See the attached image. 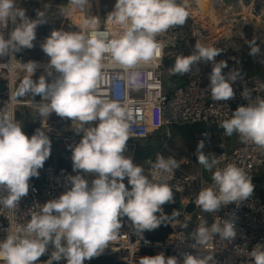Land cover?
I'll list each match as a JSON object with an SVG mask.
<instances>
[{
  "label": "clouds",
  "instance_id": "clouds-1",
  "mask_svg": "<svg viewBox=\"0 0 264 264\" xmlns=\"http://www.w3.org/2000/svg\"><path fill=\"white\" fill-rule=\"evenodd\" d=\"M90 6L91 0H68L67 6L61 8L63 15L68 8L82 16L74 20L75 30L53 29L41 42L49 60L46 71L34 78L37 61L22 62L15 52L33 47L36 27L44 22V12L37 11L36 18H31L24 8L16 6V0H0V56H10L8 62H0L8 69L6 77L10 81L9 100L0 107V187L7 190V194L0 195V210L11 213L0 211L9 221L6 236L0 238V264H37L45 254L47 259L41 264H53L62 258L66 264H84L115 239L122 228L121 217L125 216L141 235L162 222L177 224L179 212L173 209L166 213L162 206L173 199L169 180L185 161L160 153L146 173L141 164L125 155L126 141L132 136V113L126 101L103 95L99 86L104 61H108L122 70L128 87L138 88L140 69L157 66L162 49L157 36L185 22L190 16L189 0H115L103 28L97 15L86 14L85 8ZM10 20L15 27L5 38L2 29ZM248 43L250 54L259 52L255 39ZM194 48L191 54L176 56L173 73L188 72L193 62L212 61L221 51L198 39ZM224 67L226 61L220 60L209 73L208 87L214 100L234 95L232 81L239 70L225 74ZM53 72L54 78L48 79ZM35 95L41 96L39 103L33 102ZM242 95L249 98L251 90L245 88ZM25 96L30 97L28 103L35 114L44 118L43 127L30 136L15 115V102ZM51 112L70 118L74 131L82 132L80 140L68 146L75 174L67 177L70 187L39 203L38 211L20 222L15 215L18 202L29 190V178L39 175L51 152L45 124ZM93 120L98 123L85 127ZM219 126L226 135L235 132L243 142L264 149V96L251 97L247 104L238 105ZM203 148L201 140L196 147L197 162L211 171V183L195 197L201 212H216L222 204L245 200L252 193L253 184L244 170L233 162L217 166L222 154L206 153ZM86 173L93 174L90 180ZM216 234L222 239H233L235 221L216 216L208 224L206 219H200L191 234L192 247H199L204 254L185 252L183 259L178 260L175 255L158 252L139 256L136 264H216L214 253L207 246ZM243 251L252 258V264H264V244L257 243L251 250Z\"/></svg>",
  "mask_w": 264,
  "mask_h": 264
},
{
  "label": "built area",
  "instance_id": "built-area-1",
  "mask_svg": "<svg viewBox=\"0 0 264 264\" xmlns=\"http://www.w3.org/2000/svg\"><path fill=\"white\" fill-rule=\"evenodd\" d=\"M39 1L37 11L42 10L44 16L50 8H56L60 5H42ZM24 2L28 0H16V6L22 7ZM225 3V0H223ZM247 7L256 15H264V0H247ZM261 4L260 13L255 11V5ZM30 4V2H29ZM231 7V6H230ZM88 11L96 12L100 18L101 28L108 23L106 17L100 16V8L96 7V0H91V6L87 7ZM105 12V11H104ZM190 16L186 18L182 25H175L166 32L159 34L157 39L162 44L159 58L156 61V67L141 68L142 73L140 86L136 89L128 87L123 78L122 70L119 67L112 66L110 62L104 61L105 67L101 70L100 92L119 101H126L127 107L132 113L130 121V131L132 136L126 141L124 154L130 155L134 162L139 158L138 149L146 148L142 145L148 141L153 135L152 141V159L151 157L140 158L144 160L143 168L146 173L150 170L151 164L155 161L158 154L165 157L171 155L176 159H183L185 162L175 169L171 174L169 183L173 188V199L169 204L176 205L179 217L176 219L175 225L168 222L170 232L161 240H153L144 232L142 235L133 227L131 221L125 216L121 217L122 228L118 230L115 239L109 242L100 254H107L114 257L115 261L125 264H136L139 256L154 255L163 252L167 255H175L178 260L183 259L185 252H193L204 254L199 247H192L194 240L191 236L196 225L200 223V219H206L208 224L213 222L216 216L223 219H233L235 221L236 235L233 239L227 240L219 237L218 234L211 237L207 242L208 248L212 249L216 264H252L251 257H248L244 249L251 250L257 243L264 244V201L258 195V187L256 184V173L264 164V149L252 143L243 142L237 133L234 132V138L230 151L223 147L221 135L225 132L219 126L220 121L230 116L231 111L238 105L247 104L251 97L264 96V80L257 75L249 74L251 67L250 61V38H242L244 45H238L239 39L236 35H227L220 38L214 45L221 51L216 55L214 60H197L193 62L188 72L183 73L181 78L174 77L170 68L165 65V59L176 58L178 54L188 55L195 51L194 45L198 40L204 41L210 34V29L199 22L196 16H193L189 7ZM255 15V16H256ZM63 13L59 19H64ZM36 18V15L31 17ZM18 22V21H17ZM41 24V23H40ZM38 24V32L36 36L42 42L45 37L40 31ZM15 24L10 20L6 28L2 29L5 38ZM205 42V41H204ZM15 56L20 61L29 59L38 63L37 72L44 73L49 57L44 54L40 58H32L24 50L15 52ZM9 55L0 56V62H8ZM220 60L226 61V67L222 72L227 74L233 70H239V75L232 81L234 95L228 99L214 100L209 90V73L215 62ZM56 75L48 79H53ZM8 69L4 65H0V83H4V88L0 89V107L4 106L9 100L10 88ZM254 86L257 90H255ZM247 88L251 90V96L245 98L242 95L243 90ZM34 103L41 101V96L32 97ZM30 97H20L15 102V115L18 106H23L24 111L21 112V118L26 119L27 110H35L30 106L28 101ZM38 115V114H37ZM55 112H51L45 122L47 134L51 139V145L61 141L64 146L60 157H71V149L69 145L77 143L82 132L77 133L71 126L72 120L65 117L67 123L58 129L52 124L51 116ZM42 118L38 115L37 125L43 127ZM98 120L87 122L85 127L95 125ZM187 123H202L200 130L194 136L192 146L187 155L178 156L174 153L171 145L172 126L184 125ZM37 127V128H39ZM203 140V151L214 153L217 156L222 154L217 166L223 167L228 162H233L241 167L253 184L252 193L243 201L237 204L230 202L222 204L216 212H201L200 208L195 204L194 200L199 190L206 184L211 183V171L207 170L208 177L202 172V165L197 162L196 147L199 141ZM154 150V151H153ZM59 154V153H58ZM56 156L57 153L53 152ZM48 158L44 161L43 167L39 169V175L29 178V190L26 195L22 196L18 202L16 209V218L20 222H24L29 218L30 213L38 211L39 203L59 196V194L70 187V181L67 179L69 175H73L72 168L59 165L56 158ZM57 157H59L57 155ZM66 158V159H67ZM187 168H197L198 171H188ZM127 186V178L125 177ZM181 187V190H177ZM7 194V190L0 187V195ZM179 204V205H177ZM193 205L192 211L187 208ZM5 215L11 213L7 209H2ZM0 214V234H7L9 221L6 216ZM180 224H186L181 227Z\"/></svg>",
  "mask_w": 264,
  "mask_h": 264
},
{
  "label": "rangeland",
  "instance_id": "rangeland-1",
  "mask_svg": "<svg viewBox=\"0 0 264 264\" xmlns=\"http://www.w3.org/2000/svg\"><path fill=\"white\" fill-rule=\"evenodd\" d=\"M62 0H42L41 3L42 5L47 4L48 5H60L59 3ZM68 2V0H65ZM30 2V4H29ZM38 3L39 1H35V0H28V2H24L23 8L25 9L26 15L30 17V14L32 11L37 10L38 7ZM115 0H107L106 3L104 4V0H96V7L97 9L100 8V16L103 18L104 16L106 17L108 12L110 10H112L113 6H114ZM226 5L234 7L236 10H239L241 8L242 5H247V0H225ZM67 6V5H66ZM62 7L65 6H59L58 8H60L59 10H61ZM87 8V7H86ZM86 8H85V12H86ZM66 11H69L68 8H65ZM64 10V15H66L67 17L64 16V19H60V27L59 28H63V29H71V30H75V26H74V20H78L80 19V17L82 16L81 13L76 12L77 15H75L74 17L71 18V16L68 13H71V11H69L68 13L65 12ZM105 11V12H104ZM61 12V11H60ZM246 13V11H244ZM62 13V12H61ZM87 14V12H86ZM90 14H94L97 15L98 11L96 12H90ZM247 15V14H245ZM256 15V14H255ZM258 17H260V20L264 21V15H256ZM72 19V20H71ZM244 22V30L245 32L250 36H248L247 38L250 39H255L252 37L253 35V31H254V26L256 25H260V23H251L249 22V19L246 17L244 18L243 21ZM38 26L36 27V34L38 32ZM262 35L264 38V24H263V30H262ZM242 38L239 39L238 41V45H244V43H242ZM256 41H258L259 45L260 44H264L263 42L261 43L259 40L255 39ZM41 42L40 39L36 36L35 40L33 41V47L31 48H21V50H24V52H27L32 58H40L42 55V48H41ZM251 73V72H249ZM41 74V72H37L36 74H34V78L38 77ZM25 108L23 106H18L17 108V114H16V119L22 122V129L25 133H27L29 136L37 129V127H39V125H37V120H38V115L33 113L32 110H27L28 112V116L26 119L21 118V112L24 111ZM51 121H56V124H52L54 126H56L59 130L62 129V126L67 123L65 117H61L59 115H57L55 113V115L51 116ZM72 126H73V122H71ZM203 124L202 123H187L184 125H174L172 126V139H171V145L172 148L174 150V153L178 156H182V155H187V148L189 146H192V142H193V138L194 136L198 133V131L200 130L201 126ZM227 138H225L223 140V142H226ZM227 145V144H226ZM226 150L230 151L231 149L229 147H225ZM64 153V155L66 154V152H64V146L62 144V142L60 141L59 144L55 143L53 145H51V152H50V156L53 155V152H56L57 155L59 157L54 156V158L60 159V153ZM154 151V150H153ZM59 153V154H58ZM153 152H151L152 154ZM68 157V155H66V158ZM152 159V155L150 156ZM50 160V159H49ZM58 161V160H57ZM136 162L143 165L144 160L137 158ZM261 169V170H260ZM260 169H258L257 173L259 171H262L264 169V167H260ZM188 171H193L190 168H187ZM73 175L75 174L73 168ZM76 171H81V170H76ZM202 172L208 177L207 174V170L204 169V167H202ZM86 175L89 180L92 178L93 174L92 173H86L84 174ZM257 180V177H256ZM258 194H261L260 191H258ZM6 235L4 234H0V238H4ZM49 251H51V247L49 248ZM47 255V254H45ZM44 256V255H43ZM87 260L84 261V264ZM37 264H41V261H38ZM53 264H66V261L64 258L60 259L59 261H54Z\"/></svg>",
  "mask_w": 264,
  "mask_h": 264
},
{
  "label": "bare ground",
  "instance_id": "bare-ground-1",
  "mask_svg": "<svg viewBox=\"0 0 264 264\" xmlns=\"http://www.w3.org/2000/svg\"><path fill=\"white\" fill-rule=\"evenodd\" d=\"M222 1L189 0V7L193 16H196L200 23L210 29V34L204 38L205 42L215 44L220 38L229 34L248 37L249 35L244 30V22H241L246 17L249 22L262 25L263 21L260 20V17L253 16L249 7L242 5L241 9L236 10L234 7L226 5L227 7L222 8L219 5Z\"/></svg>",
  "mask_w": 264,
  "mask_h": 264
},
{
  "label": "water",
  "instance_id": "water-1",
  "mask_svg": "<svg viewBox=\"0 0 264 264\" xmlns=\"http://www.w3.org/2000/svg\"><path fill=\"white\" fill-rule=\"evenodd\" d=\"M60 4L62 6H66L68 4L67 1L65 0H62L60 2ZM260 8H261V4L260 3H257L255 5V11L257 13H260ZM60 8L56 7V8H50L48 10V12L46 13V15L44 16V22L40 24V31H41V34L42 36H44L45 38L50 34V32L53 30V29H56V28H59L61 23H60V19H59V13L58 11H61L59 10ZM58 14V16H57ZM253 16H255V13H253ZM45 53L43 52L42 50V55H44ZM5 86H4V83H0V89H3ZM151 153V150L149 149H144V148H139L138 149V156L139 158H147L149 157V154ZM67 162L68 164L72 167V160H71V157L67 158ZM170 201L166 202L165 204H169ZM179 205V204H177ZM193 209V205H190L187 210L188 211H192ZM85 264H125L123 262H118V261H115L114 257L111 256V255H107V254H99V255H96L94 257H92L91 259H88Z\"/></svg>",
  "mask_w": 264,
  "mask_h": 264
},
{
  "label": "crops",
  "instance_id": "crops-1",
  "mask_svg": "<svg viewBox=\"0 0 264 264\" xmlns=\"http://www.w3.org/2000/svg\"><path fill=\"white\" fill-rule=\"evenodd\" d=\"M241 8H242V6H241ZM69 11H66L65 10V12H67V13ZM86 12H87V14H90V11H88V9H86ZM58 13H59V16H60L61 15V12L58 11ZM68 14L71 16V18L74 17L75 15H77L76 11H71V13H68ZM57 16H58V14H57ZM65 17H67V16L65 15ZM259 26H260L261 43L262 42L264 43V38L262 36V31H261L262 30L261 29L262 28V25H259ZM252 37H253V35H252ZM250 61H251V59H250ZM250 63H251V67L249 68L248 73L251 72L249 74L257 75V76H259L260 78H262L264 80V44L263 45L262 44L259 45V52L257 53V55L254 58V60L251 61ZM225 138H227V141L226 142H223V140ZM233 138H234V133L231 136L226 135V134L225 135L222 134L221 137H220V139H221V142L223 144V147L225 148L227 146V147L230 148L233 145L232 144ZM152 141H153V135L151 136V138L148 141H145V142L142 143V145H144L146 147L145 149H148V150L150 149L151 152H152ZM190 147L191 146H189L187 148V152L190 149ZM149 156H151V153L149 154ZM262 166L264 167V164ZM190 169H192L193 171H196V170L198 171L199 170L197 168H190ZM256 177H257L256 184H257V187H258V191H260V193L261 192L264 193V169L262 171H259L258 173H256ZM262 193L261 194H258L261 199H262Z\"/></svg>",
  "mask_w": 264,
  "mask_h": 264
},
{
  "label": "trees",
  "instance_id": "trees-1",
  "mask_svg": "<svg viewBox=\"0 0 264 264\" xmlns=\"http://www.w3.org/2000/svg\"><path fill=\"white\" fill-rule=\"evenodd\" d=\"M106 1L107 0H104V4L106 3ZM219 5H221L222 8L227 7L226 4L223 3V1ZM35 15H36V12L35 11H32L31 14H30V17H33ZM263 24H264V22L262 23V28H261L262 30H263ZM253 38H255V39H257V40H259L261 42V38H260V26L259 25L254 26ZM255 43L259 45L258 41H256V40H255ZM257 53L256 54H250L251 61L254 60V58L256 57ZM174 61H175V58L165 59V65L168 68L171 69L172 68V65L174 64ZM173 75L176 78H181L183 76V74H180V73H173ZM35 96H37V95H35ZM48 159L52 160L53 157L50 156V157H48ZM57 160H58L57 162H58L59 165H64V166H67L69 168H72L68 164L66 158L61 157L60 159H57ZM262 200L264 201V193H262ZM162 207H163V209H164V211L166 213H171L173 211V209H175L178 212L177 206L176 205H173V204H164ZM143 232L148 237H150L153 240H161V239H163L170 232V226H169L168 222H162L157 228H155L153 230H144ZM39 259H40V261H44L45 259H47V255L41 256Z\"/></svg>",
  "mask_w": 264,
  "mask_h": 264
}]
</instances>
